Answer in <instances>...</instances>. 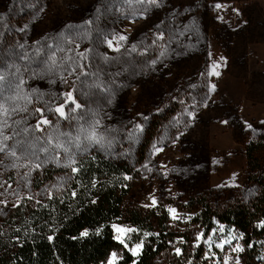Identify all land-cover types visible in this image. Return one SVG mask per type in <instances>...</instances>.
I'll use <instances>...</instances> for the list:
<instances>
[{
  "label": "rangeland",
  "instance_id": "rangeland-1",
  "mask_svg": "<svg viewBox=\"0 0 264 264\" xmlns=\"http://www.w3.org/2000/svg\"><path fill=\"white\" fill-rule=\"evenodd\" d=\"M261 136L264 0H0V221L96 153L132 167V200L191 229L206 264H244L232 229L192 222L201 197H255L245 149Z\"/></svg>",
  "mask_w": 264,
  "mask_h": 264
},
{
  "label": "trees",
  "instance_id": "trees-1",
  "mask_svg": "<svg viewBox=\"0 0 264 264\" xmlns=\"http://www.w3.org/2000/svg\"><path fill=\"white\" fill-rule=\"evenodd\" d=\"M245 156V179L257 187L255 197L225 205L201 197L192 224L206 235L215 223L232 229L243 263L257 264L264 240V136L247 142ZM71 170L63 191L37 202L22 200L0 221V264H105L112 252L120 253L112 264H206L200 245L192 248L191 229L173 227L161 206L144 208L132 200L128 163L90 153ZM55 174L44 169L35 182ZM180 240L182 251L172 253Z\"/></svg>",
  "mask_w": 264,
  "mask_h": 264
}]
</instances>
